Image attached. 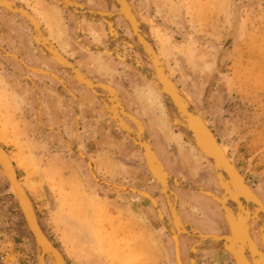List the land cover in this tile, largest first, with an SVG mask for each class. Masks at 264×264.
<instances>
[{"label": "rangeland", "instance_id": "rangeland-1", "mask_svg": "<svg viewBox=\"0 0 264 264\" xmlns=\"http://www.w3.org/2000/svg\"><path fill=\"white\" fill-rule=\"evenodd\" d=\"M76 2L88 8L96 5V0ZM131 2L171 79L199 112L210 94L208 125L219 143L226 147L238 171L245 174L250 188L264 203V0ZM20 3L49 27L50 37L56 38L60 30L63 38L74 39L75 17L72 12L49 0H23ZM55 9L61 11L59 15H53ZM81 21L86 19L82 17ZM91 21L102 24L96 32V46L108 49L105 24ZM118 26L120 35L133 41L126 28ZM27 29L29 31L28 26ZM115 44L151 70L132 50ZM95 57L98 64L108 58L116 77L105 76V79L123 88L130 112L144 123L149 140L152 138L155 142L154 150L159 152L163 161L168 157L174 160L173 164L167 160L168 173L181 182L206 190L213 184L219 191L211 164L175 130L166 110L164 116L145 97L148 91L158 95L157 90L112 56L98 53ZM72 60L77 61L74 54ZM2 74L6 78L0 77V147L8 154L19 182L33 203L41 228L61 253L65 264H176L171 255L170 237L162 231L151 205H144V199L112 194L106 188L93 185L80 160L66 154L58 137L37 128V102L32 97L27 99L25 84L12 83L0 69V76ZM63 78L70 79L65 72ZM78 88L69 90L97 109L95 101L83 90V94L80 93ZM56 91L63 107L55 119L52 117V125L65 134L71 145L76 121L74 104L69 92ZM92 97L95 98L93 94ZM78 108L81 114L76 142L90 159L98 177L148 192L164 206L155 182L147 173L143 157L132 141L116 127L110 116H100L82 104ZM43 125L49 126L48 121L45 120ZM4 181L0 177L2 202L10 214L9 233L23 264H37L34 241L15 200L6 193L9 185ZM172 189L176 195L175 190L182 191L175 186ZM185 192L207 199L196 192ZM180 207L184 217L204 220L198 208L184 202ZM167 215L171 225L168 212ZM220 216L224 223L221 213ZM253 224L252 229L257 232L258 225ZM46 263L52 264L50 260ZM202 264L221 262L209 255L202 259Z\"/></svg>", "mask_w": 264, "mask_h": 264}, {"label": "water", "instance_id": "water-1", "mask_svg": "<svg viewBox=\"0 0 264 264\" xmlns=\"http://www.w3.org/2000/svg\"><path fill=\"white\" fill-rule=\"evenodd\" d=\"M50 1H52L54 3L56 2V0H50ZM124 1L127 2L126 3L127 5L129 3L130 6L128 5V7H131V9H132L131 10L130 8H128L129 16H125V17L128 21V22L126 21L127 24L129 23L128 28H129L132 36H133V38H132L133 41H130L127 38L118 34L116 37L117 39L115 41H113V43L110 42V35L112 32L111 27H112L113 33L115 32V29H114L112 24H111V26H109V23H107V24L105 23L106 28L109 29V31H110L108 49H104V48L99 47V46H88L82 40L81 35H80V16L76 15L72 6L66 7L64 10L71 11L76 16L75 40L82 47V49L84 51H86V52H97L100 54L112 56L113 58L119 60L122 64L127 65L130 68H132L136 72V74H138L143 80L147 81L148 84H154V82L152 80V73L149 70H146V72H147L146 73L145 71H141L139 68H137L133 64V61L131 62L128 59L130 57L132 60L137 61V58L135 56H132L128 52L118 48L115 44V43H118L120 45H124L127 48H129L130 50H132L140 58V61L144 65H146L147 62L144 59L143 54L134 45V42L136 43V41H135V36H136V30L135 29H136V27L135 26H136V24L137 25L141 24L143 31L146 33V35L149 38L148 30L140 22V19L138 18L135 10L133 9V5H132L131 0H124ZM111 4L116 7L114 2H112ZM112 5H110V7H112ZM0 8L1 9H7L10 13L15 14V15H19L20 17L26 19L30 23V26L32 29L33 41L35 42L37 48H39L40 51L43 48V50H45V52H46V55L45 54L44 55L45 56L48 55L47 57L50 56L59 65V67L66 73V75H68L73 80V84H79L77 82L78 81L77 75L80 73L79 70L75 67V65L72 63L71 60H68L63 55H61V53L56 49V47L46 39V32L44 31V29L37 23V21L34 19V17L28 11L25 10L23 5H21L20 3H14V2L12 3V2H9L7 0H0ZM84 17L86 20H96V21H100V22H102V21L105 22L104 20H102L103 19L102 17H99L98 15L97 16L92 15L90 13L84 14ZM115 17H121V15H116ZM139 22H140V24H139ZM42 31H43V33H42ZM136 38H137V36H136ZM149 40H150V38H149ZM150 42H152V40ZM112 47H115L116 49L114 51H112L111 50ZM119 55H120V57H122V59L119 57ZM152 61H154V63L152 62V65L155 68V65H158V64L155 63L154 59ZM160 69H161V75H162L161 78L165 82V85L167 86V90L163 92V90L159 91V89L157 87H156V89L162 95L164 106H165V109H166L167 114L169 116V119H170L171 123L173 124L175 130L182 134L184 140H186L187 143H190V144L196 146L199 150H201L207 156V158H209L213 161V163L215 165V170H216L215 173H216L218 183H219V187H220V193H219L220 197L216 196V194L210 193L205 188H201V187L194 185L192 183H188V182H182L181 183L180 180L177 179L174 175L167 174L164 171L160 162L157 160V158L154 154V151H152L150 146L147 144V145H144V150H145L144 157L146 159V164H147L148 170H149L150 174L154 178H156V182L158 184L166 185V183H167L166 180H168V184H170L169 186H175L179 190H182V191H193V192L202 194L204 196L210 197L212 200H214L216 203H218L219 207L221 208V213L223 214V217L227 223V224L222 223L221 225L224 228H227V234L220 235V236L211 235V234L206 235V234H202V233L197 231L198 233H200L201 235H203L205 237L203 242L199 238H197L193 235L190 236V234H187V233H185L183 236L187 240L191 239L194 242L196 252H198V251H211V252L228 253L229 255H231L233 257V260L237 264L238 263V254H237V252L235 250V246H234V235H235L234 234L235 229L233 228L234 213L230 212L226 207V202H227L226 198L228 195L227 194V188L228 187H226L225 183L227 182V180H226V177L222 173H220L219 168H223L227 178L237 179L239 181L240 185L242 186L243 190L251 192L249 187H248V182L245 179V174L239 173L234 168V166L230 162V160L232 161V159L229 157V155L226 152V147L221 145L225 151V153H224L222 151V149L220 148V143L218 141V138L216 137V135L214 134V132L210 129V127L208 125V110H209V105H210V94L209 93L207 94L206 98L203 101L202 109L199 112L191 104V102L188 100L186 95L183 92L181 93V91H179L178 87L176 86V84H174L173 80L171 79V76H170L168 69L167 68L164 69L163 66H161ZM28 70L31 73L41 74L44 76H48V77L50 76L52 78H55L59 82V84L64 83V80L62 78H60L56 75L54 76V74H52V73H48V72H44V71L41 72V70L33 72V70H31L30 68H28ZM166 72L169 75L170 79L166 75ZM79 75H82V74L80 73ZM156 77H158L157 73H156ZM25 78L30 81V79L28 77H25ZM86 81H90V80L86 79ZM85 83H82L81 85L87 86L88 90L92 94L95 95L97 100L102 105V109L99 110L98 112L108 118L109 115L106 112V111H108V108H107L105 102L101 100L100 96L102 94L99 93L98 91H103V92L106 91L107 92L109 89L108 88L109 85H107L105 83H101V82H92V83L91 82H85ZM32 87H33V91L35 93L36 102H37V113L35 115V124H36L37 128L45 134L58 137V139H59L58 143L63 147V150L66 152V154L69 157H71V156L74 157V159L76 161L80 160L82 165L85 167L86 172L89 176L90 182L97 187L106 188L108 190V192H110L112 194H123V195L129 196V197L134 196V197L142 199L141 196H143V195L139 194L138 191L132 189L131 186L118 185V184H115L113 182H110V181H107V180H104V179L98 177V175L96 174V172L93 169V166L91 164L90 159L83 152V150L78 147L77 142H76V135H77L78 126L80 123V112L78 110L77 102L74 100V95L71 92L68 93L69 96L73 99V102H74V105H73L74 106L73 107L74 112L73 113L76 117V121H75L74 128H73L72 135H71V143L72 144L70 145V142L66 138L65 134L60 129H58L56 126H54V125L44 126L43 125L42 120H41V113H40L41 112V101L39 98V88L35 84H32ZM65 90L68 91L66 89V87H65ZM165 93L168 94L169 96H171V98L174 97L176 99V101L179 103V105L181 106V109H180L181 112L178 115L175 114V112L173 110H171V108H170L171 106L169 105V103L166 102L167 97L165 96ZM172 101H174L173 98H172ZM81 102H83V101H81ZM182 113H184L187 118H184L182 116ZM199 115L205 121V124ZM128 119L130 122H132L134 127L138 128V130H140L139 125L134 120L133 116L128 117ZM125 127L127 130H129V134L127 132H125L126 133L125 136H127L129 138V140L134 142L133 137H132L133 133H134L133 128L131 126H126V125H125ZM148 162H149L150 167L148 165ZM152 164L155 165L156 168L160 170L159 175H157V173H155L156 177H155L154 173L152 172L153 171L152 167H154V166H152ZM0 166L3 168V170L5 172L4 174L7 177V179L9 180V182L12 186V189L14 190V194H13V192L10 191V189L8 188L6 193L8 195H11L13 197V199L15 200L16 205H17V209L24 219L25 227H26V229L28 228L27 229L28 233L31 235L33 241H35L34 244H35L36 251H37V264L39 263V260L41 261V264H45L46 255L50 258L52 256L54 258V260L58 261V264H65L63 256L58 251V249L52 244V242L49 240V238L46 236L45 232L41 228L39 221H38V218H37V215H36V212H35V209H34V206H33V203L31 201V199L29 198L28 194L19 185L15 168L9 162L6 152L1 147H0ZM5 166H7V167L5 168ZM0 177H2V176L0 175ZM161 193H162V196L164 199L165 193L163 192V189L161 190ZM173 197H174V200L177 201V198L175 197V195H173ZM146 198H148V200L150 202H146L145 200L142 199L143 204L146 206H149V203L152 204L151 205L152 211H153L154 215L160 219L159 221L162 225V231L165 232L166 234H168L169 237H172V240H174L175 246H177V238L179 236L174 237L172 230L170 229V227L168 225V220L166 218H164V216H162L159 207L156 206V204L152 201V198L151 199H150V197H146ZM235 202H236V204L239 205V202L237 200H235ZM166 204L168 206L167 202H166ZM168 210H169V207H168ZM262 211L264 213V208H262ZM263 216H264V214H263ZM226 225H227V227H226ZM189 227H191V226H189ZM189 230H192V229L189 228ZM263 230H264V228H263ZM243 233H244V236H243L244 240L248 244L247 250L249 252L250 259L253 262V264H255L254 254H256V252L259 254V250L256 248L254 242L251 240V238L249 236V231H248L247 225H245ZM181 236H182V234H181ZM173 237H174V239H173ZM260 240H261V245L264 247V235L261 232H260ZM39 247L41 249L40 254H39ZM193 256L195 257V259H197L196 254H192L190 252V258H192Z\"/></svg>", "mask_w": 264, "mask_h": 264}, {"label": "bare ground", "instance_id": "bare-ground-1", "mask_svg": "<svg viewBox=\"0 0 264 264\" xmlns=\"http://www.w3.org/2000/svg\"><path fill=\"white\" fill-rule=\"evenodd\" d=\"M9 2H14V3H20L21 1L23 0H18L20 2H16L15 0H7ZM50 1V0H49ZM108 8V11H94V10H91L89 9L88 7L82 5V4H79L78 2H76V0H56V2L59 4H57L55 2V4H57V6L59 8H66V7H69V6H72L73 10L75 11L76 15L80 16V25H81V17H84V14L86 13H90L92 15H98L99 17H102L105 22L104 23H109V26H111V24L113 25L114 29H115V26H114V23L111 21L110 22V17H115L116 15H121V17H118V18H121L127 25V28H128V24H127V19L125 16H129V10L128 8L131 9V7H128V5L126 4L127 2H125L124 0H103ZM52 2V1H50ZM114 2L115 5H116V9H117V13L115 14H111L110 13V5H112L111 3ZM54 3V2H52ZM21 4V3H20ZM130 6V5H129ZM24 7V6H23ZM25 8V7H24ZM1 9V8H0ZM63 9V10H64ZM5 11H7L8 13H10L7 9H4ZM26 11H28L33 17L34 19L37 21V23L42 27L41 23L38 21V19L29 11L25 8ZM132 10V9H131ZM59 12L58 9H55L53 11V15L56 16ZM71 12V11H69ZM131 12V11H130ZM12 14V13H11ZM134 14V13H133ZM15 15V14H13ZM59 15V14H58ZM82 15V16H81ZM19 16V15H17ZM73 16L75 17V22H76V16L73 14ZM135 16V15H134ZM20 17V16H19ZM21 19L25 20L28 24H29V27H30V31H31V38L33 40V37H32V29H31V26H30V23L20 17ZM85 18V17H84ZM107 21V22H106ZM127 21V22H126ZM103 22V21H102ZM140 24V22H139ZM108 27V26H107ZM136 36H135V41L136 43L134 42V45L139 49V51L143 54L144 58H146V62L147 64L151 67V70H149L151 73H152V80L154 82V84H151L155 89L156 87L159 89V91H166L167 90V86L165 85V82L163 81V79L161 78V66H163L164 69H166V66L164 65L163 61L161 60L159 54L157 53L156 51V48L155 46L153 45L151 41V39L149 40L148 36L146 35V33L143 31V28L140 25H137L136 24ZM43 28V27H42ZM44 29V28H43ZM129 30V28H128ZM45 31V30H44ZM111 35H110V31L108 29V33L111 37V41H115L117 38V33H116V30L115 32L113 33V30H112V27H111ZM46 32V31H45ZM130 32V30H129ZM43 33V31H42ZM131 34V32H130ZM58 37L61 41V46H59L60 48L56 47L50 40L49 38L46 36V39L51 42L55 47L56 49L61 53V55H63L66 59H68L65 55L67 54H70V50L68 48V44L66 43V40L62 37V33L60 32V30H58ZM56 35V36H57ZM132 36V34H131ZM133 38V36H132ZM58 39V38H57ZM58 39V41H59ZM34 42V41H33ZM35 44V42H34ZM36 46V44H35ZM37 48V46H36ZM113 50H115L116 48L115 47H112ZM41 49V48H40ZM37 50L43 55L45 56L46 55V52L45 50H43V48L41 49V51L39 50V48H37ZM108 52V51H107ZM155 52V53H154ZM45 54V55H44ZM65 54V55H64ZM0 55L1 56H7V57H11L13 58L14 60H16L24 69H26L28 72V68H30L31 70H33V72H36L38 70H41L44 71V72H48V73H51L49 71H46V70H43V69H40V68H32V67H29L27 66L24 61L19 58L18 56L14 55V54H11V53H8V52H5L2 50L1 46H0ZM48 56V55H47ZM45 56V57H47ZM120 57V56H119ZM49 58L56 66L59 67V65L49 56L47 57ZM122 59V57H120ZM155 60V63L158 64V65H155V68L154 66L152 65V62L154 63V61H152L153 59ZM124 59V58H123ZM129 61H133V64L139 68L141 71H145L148 70L146 68H144L140 63L139 61H135V60H132L130 57L128 58ZM69 60V59H68ZM73 63V62H72ZM160 64V65H159ZM75 67L79 70V72L82 74V75H77V82L79 84H76L78 86H81L83 88H85L86 90H88L87 86H84V85H81L82 83H85V82H96L94 80H92L86 73L82 72L76 65ZM60 68V67H59ZM166 71V70H165ZM31 73V72H30ZM156 73L158 75V77H156ZM32 74H36V73H32ZM54 74V73H52ZM38 75H41V74H38ZM56 74H54L55 76ZM66 75V73H65ZM166 75L168 76V78L170 79L169 75L167 74L166 72ZM41 76H44V75H41ZM57 76V75H56ZM68 76V75H66ZM81 76V77H80ZM27 77V76H26ZM48 77V76H46ZM50 77V76H49ZM59 77V76H58ZM69 77V76H68ZM52 78V77H50ZM70 78V77H69ZM54 80H56L55 78H52ZM71 79V78H70ZM86 79L90 80V81H86ZM57 81V80H56ZM103 83V82H101ZM86 84V83H85ZM107 84V83H105ZM175 84V83H174ZM64 88L66 87V89L68 91H65L66 92H71L69 90V86L67 84L66 81H64L63 84H61ZM109 85V84H107ZM177 86V85H176ZM178 87V86H177ZM108 91L106 92H103L101 93L102 95L100 96L101 100L105 102L107 108H108V111L107 114L110 116V118L113 120L114 124L116 125V127L118 129H120L122 131V133L125 135L127 132L129 134V130L126 129L125 125L126 126H131L134 130V133H133V140L134 142H132L136 148L139 150V152L141 153V156L143 157V161H144V165H145V168L147 170V173L149 175V177L155 182L156 186H157V189L160 193V196L162 197L163 199V196H162V193H161V190L163 189V192L165 193V197L163 199L164 201V204H165V207H166V210L169 214V218H170V222H171V225L168 223L170 229L172 230V233L174 235V237L176 236H179L177 238V246H175V243H174V240H172V237L171 240L173 241V244H174V260H175V263L176 264H183L181 258H180V253H179V239L180 237H182L185 233L187 234H190V236H195L197 238H199L202 242L204 241L205 237L203 235H201L200 233L202 234H206V235H209L208 233H204L202 231H200L199 229L197 228H194L192 227L191 225L189 224H185L183 221H182V218L180 216V213L178 211V197L176 195V193L173 191L172 189V186H169L170 184H168V180L166 185H162V184H158L156 182V178H154L149 170H148V167H147V164H146V159L144 157V154H145V150H144V145H149L150 148L152 149V151H154V154L157 158V160L160 162V164L162 165L164 171L168 173V171L166 170L164 164L162 163V161L159 159V157L157 156L155 150H154V147L152 146L148 136H147V133H146V128H145V125L144 123L138 118L136 117L135 115L131 114L125 107L124 105V101L122 100L119 92L111 85H109L108 87ZM179 91H181V89L178 87ZM157 90V89H156ZM89 91V90H88ZM159 91L157 90L158 92V95H160V97L151 92V91H148V93L146 94V98L149 99L150 101H152V103L154 104V106L165 116V106L163 105L164 102L163 99H162V95L159 93ZM90 92V91H89ZM99 92V91H98ZM91 93V92H90ZM100 93V92H99ZM182 93V91H181ZM92 94V93H91ZM94 95V94H93ZM95 96V95H94ZM165 96L167 97V103H169V105L171 106V110H173L175 112V114H179L181 112V106L179 105V103L176 101V99L174 97L172 101V98L171 96H169L168 94L165 93ZM165 97V98H166ZM96 98V97H95ZM97 99V98H96ZM74 100L76 102H78V98L76 96H74ZM179 110V111H178ZM167 112V111H166ZM168 115V114H167ZM133 116L134 117V120L137 122V124L139 125V128L140 130H138V128L134 127V125L132 124V122L129 121L128 117H131ZM182 116L184 118H187L186 115L184 113H182ZM200 116V115H199ZM169 117V116H168ZM200 118L202 119V117L200 116ZM202 121L204 122L205 124V121L202 119ZM171 122V121H170ZM132 124V125H131ZM173 125V124H172ZM174 127V126H173ZM142 131V132H141ZM181 134V133H180ZM179 134V135H180ZM182 135V134H181ZM180 135V136H181ZM127 137V136H126ZM128 138V137H127ZM192 145V144H191ZM193 147H195L198 152L201 154V156H203L212 166V170H213V175H214V178H215V181H216V184L218 186V192L220 193V187H219V183H218V179H217V176H216V173H215V165L213 163V161L209 158H207V156L201 151L199 150L196 146L192 145ZM220 148L222 149V151L225 153L224 149L222 148L221 144H220ZM4 150V149H3ZM5 151V150H4ZM138 152V153H139ZM7 154V153H6ZM7 157H8V160L9 162L12 164L8 154H7ZM231 164L234 166V168L238 171V169L236 168V166L234 165V163L230 160ZM151 163V162H150ZM153 163V162H152ZM13 165V164H12ZM148 165H149V162H148ZM221 165V164H220ZM152 167L153 168V173L155 175V173H157V175H159L160 173V170L156 168L155 165L152 164ZM222 166V165H221ZM7 166H5L6 168ZM14 167V166H13ZM150 167V165H149ZM220 169V173H222L225 177H226V180L227 182L225 183L226 187L227 188V202H226V207L227 209L230 211V212H233L234 213V216H233V228L235 229V235H234V246H235V250L238 254V263L237 264H253V262L251 261L250 259V256H249V252H248V244L246 243V241L244 240V228H245V225L248 226V231H249V236L251 238V240L254 242L256 248L259 250V254L256 252V254H254V262L255 264H264V247L261 245V240H260V232L263 233L264 235V216H263V211H262V208H264V203L262 202V200L260 199V197L250 188V186L248 185L249 189L251 192H248V191H245L243 190L242 186L240 185L239 181L235 178H232V179H229L227 178L223 168H219ZM218 171V170H217ZM239 172V171H238ZM4 170L3 168L0 166V175L7 181L8 183V187L10 188V191L13 192L14 194V190L12 189V186L9 182V180L7 179V177L5 176L4 174ZM240 173V172H239ZM171 175V174H169ZM241 175V174H240ZM242 176V175H241ZM156 177V175H155ZM243 177V176H242ZM18 179V178H17ZM181 182V181H180ZM18 183L19 185L22 187L21 183L19 182L18 180ZM160 183V182H159ZM182 183V182H181ZM161 185V186H160ZM23 188V187H22ZM24 189V188H23ZM136 191L139 192V194L143 195L141 196L142 199H144L146 202H150L148 200V198L146 197H150V199L152 198V201L156 204V206L159 207L156 199L151 195L149 194L148 192H145V191H142V190H138V189H135V188H132ZM25 191V189H24ZM208 191V190H207ZM26 192V191H25ZM193 192V191H192ZM210 193H212L211 191H209ZM173 193V194H172ZM218 193V194H219ZM214 194V193H213ZM173 195H175V197L177 198V201L174 200V197ZM202 195V194H201ZM145 196V197H144ZM204 196V195H203ZM218 197H220V194L219 195H216ZM207 197V196H206ZM209 199H211L210 197H207ZM172 199V200H171ZM212 200V199H211ZM234 200V201H233ZM235 200H237L239 202V205L236 204ZM151 201V202H152ZM216 205L217 207L219 208V211L221 213V208L219 207L218 203H216L214 200H212ZM152 202V203H153ZM166 202L168 203V206L166 204ZM150 205H152L151 203H149ZM152 207V206H151ZM168 207H169V210H168ZM160 209V207H159ZM232 210V211H231ZM160 212L162 214V216H164V214L162 213L161 209H160ZM222 217H223V214L221 213ZM158 218V217H157ZM164 218H166L164 216ZM159 219V218H158ZM160 220V219H159ZM168 220V219H167ZM223 220H224V223H226L224 217H223ZM253 223H256L258 225V239H259V242H260V246L258 245V243L256 242V240H254V238L252 237V234H251V230H252V227H254V224ZM191 226V227H189ZM227 227V225H226ZM189 228H191L192 230H189ZM256 228V227H255ZM28 229V228H27ZM187 229V230H186ZM227 229V228H226ZM200 233H198V232ZM182 234V236H181ZM211 235H217V236H220L219 234H211ZM224 235V234H223ZM173 237V239H174ZM35 242V241H34ZM257 250V251H258ZM192 254H196V249H195V246L192 247L191 251H190ZM41 253V249L39 247V254ZM228 254V253H226ZM229 255V254H228ZM233 261V264H236L235 261L233 260V257L231 255H229ZM194 256L191 258L190 260V264H196L195 261H194ZM40 259V258H39ZM46 260H50V262L52 264H58V261L54 260V258L51 256L48 257L46 255L45 257V264L46 263ZM38 264H41V261L39 260V263Z\"/></svg>", "mask_w": 264, "mask_h": 264}, {"label": "crops", "instance_id": "crops-1", "mask_svg": "<svg viewBox=\"0 0 264 264\" xmlns=\"http://www.w3.org/2000/svg\"><path fill=\"white\" fill-rule=\"evenodd\" d=\"M17 19L18 18H16V16H12L6 12L0 11V45L4 48L5 52L7 51L8 53L18 56L29 67L40 68L49 71L51 73H54L57 76H60L62 79H67V78H63L64 72L61 70V68L56 66L49 58L43 56L37 50L30 36V32L27 29V26L19 22ZM38 21L41 23L42 27L46 31V36L49 38V40L56 47L60 48L59 46H61V41L58 35L56 36V38L50 37L48 31L49 27L46 24H44L40 19H38ZM101 25L91 20H86L85 22L81 21V30H80L81 38L88 46H96L98 44L95 36H97L96 32H98L101 29ZM104 28L107 32L106 26ZM57 38L59 39V41ZM70 38L68 39L64 38L70 50V54L67 55L64 54V55L69 60H71L73 64L76 65L82 72L86 73L92 80L100 81L110 85V82L105 79V76L108 77H116V76L114 72L111 70L112 65L108 61V58L106 57V59L102 60L101 63L98 64L97 63L98 60L95 57V55L98 54L97 52L84 51L81 46H78L79 44L75 40V35H74V39L72 38L70 39ZM107 41L108 38H106V43ZM74 44H76V47L74 46ZM72 54H74L77 61L72 60ZM43 57H45L47 60ZM0 69H2V71L3 70L5 71L7 80H10L12 83L15 84H19V83L25 84L24 93L26 94L28 93L27 99L32 97V99L36 102V97L33 91L32 84H35L39 88V98L42 105L41 119L43 120L44 124L46 120L48 121V125H52V121H53L52 117H54L55 119V116L60 114L61 107H63V103L61 102L60 97L56 93L58 92L56 90L59 89L62 90L57 85L59 83L52 78L41 75H35L28 72L16 60L12 58H7V56L0 55ZM26 76L30 79V81L25 78ZM0 77L6 78L4 77L3 74ZM83 89L86 91L89 97L92 98L91 97L92 94H90L85 88ZM79 92L82 93V91ZM95 103L97 104V109L88 106V104L84 101L79 104H82L83 106L86 107V109H89L91 112L106 117L98 112L99 110L102 109L98 105L100 103L97 100H95ZM79 112L81 114L80 109Z\"/></svg>", "mask_w": 264, "mask_h": 264}, {"label": "flooded vegetation", "instance_id": "flooded-vegetation-1", "mask_svg": "<svg viewBox=\"0 0 264 264\" xmlns=\"http://www.w3.org/2000/svg\"><path fill=\"white\" fill-rule=\"evenodd\" d=\"M113 7H114L113 5H112V7H110V13L112 15L115 14V13H117V9L115 7H114L115 8L114 9ZM89 9L94 10V11H101V12L108 11V8H107L105 2L102 1V0H96V5H94L92 8H89ZM0 11H3V12L8 13L4 9H0ZM8 14H10L12 16H17V15H13L11 13H8ZM17 17H19V16H17ZM81 19H82V17H81ZM21 20L24 21L25 24L29 28V24L25 20H23V19H21ZM111 21L114 23L115 30H116V33L117 34H120L119 33V30L120 29H119V26H118L120 24L124 28H126L128 34H129V36H128L129 39H132V36L130 35V33H129L128 29H127V26L124 24V22L120 18L113 17L112 16V17H110V22ZM102 23H104V22H102ZM105 26H106V24H105ZM75 29H76V27H75ZM29 32H30V28H29ZM107 35L109 36L108 29H107ZM30 36H31V32H30ZM110 42H112L111 41V37H110ZM1 48H2L3 51H5L2 46H1ZM112 51H113V49H112ZM7 58H11V57H7ZM43 58H45V57H43ZM64 80L67 82V84H68L69 88L71 89V91H72V89H75V88H78L79 87L78 89H80L81 91L83 90L85 92V94L87 96H89L86 93V91L83 88H81L80 86L74 87L75 85L73 84V80H70L68 78L67 79H64ZM96 82H100V81H96ZM110 85L113 86L119 92L122 100L124 101V105H125L126 109L130 112L129 105H128V102L126 101V95H125V93L123 91V88L120 87L119 85H115L113 83H110ZM58 86L64 92H66L60 85H58ZM99 92L100 93H103L101 91H99ZM92 99L94 101L97 100L96 98H93V97H92ZM81 101H82V99L78 98L77 104H79ZM72 103L74 104L73 99H72ZM98 105H99L100 108H102V106L100 104H98ZM149 132L153 133L152 131H149ZM151 133H150V136H152ZM150 142H151L152 146L154 147V144L153 143H155V142H153V139L152 138H150ZM154 149H155V147H154ZM155 152H156V150H155ZM158 153L156 152L157 156L162 161V163L164 164V166H165L166 169L168 168L167 167V165H168L167 160L169 161V163L173 164L174 160L172 158L170 159L168 157L167 160L163 161V158L160 157L158 155ZM1 180L4 181V179L2 177H1ZM198 183L200 184V182H198ZM213 186L214 185L212 184V186L210 188H207V189L209 191H211L212 193H214L216 195H219L218 194L219 192ZM204 187H205V185H204ZM175 191H177V194H178L177 197H179V202H178V204H179V210H180L179 213H180V216L182 218V221L185 224H189L192 227H195V228H197V229H199V230H201V231H203L205 233H208V234H219V235L227 234V229H224L221 226L222 218L220 216V213H219L217 207L208 198L206 199V198L201 197L199 195L196 196L194 194H190V193L185 192V191H178V190H175ZM153 197L156 199L157 203L161 207V211L164 213L165 217L168 219V215H167L166 209L164 208L165 204L163 206L161 200L159 201L156 196H153ZM182 202L188 204L189 206H192L193 208H198L202 212V214L204 216V220H195V219H192V218L184 217V214L181 212V207H180V205H181ZM251 234H252V237L254 238V240H256V242L260 246L259 241H258L257 232L255 231V229H252L251 230ZM169 240H170V247H171V255H173L172 259H174V248H173L174 246H173V241L171 240V238ZM193 246H194V242H192L191 240H187L184 236L180 237V239H179V253H180V258H181L183 264H190V260H191V258H190V251H191V249H192ZM172 248H173V251H172ZM209 255H213L214 258L218 259L221 262V264H233L232 259L226 253H224V252L198 251V252H196V258L197 259L194 258V261H195L196 264H202V259L205 256H209ZM173 262H175V260Z\"/></svg>", "mask_w": 264, "mask_h": 264}, {"label": "built area", "instance_id": "built-area-1", "mask_svg": "<svg viewBox=\"0 0 264 264\" xmlns=\"http://www.w3.org/2000/svg\"><path fill=\"white\" fill-rule=\"evenodd\" d=\"M9 216L0 194V264H23L17 253L16 243L8 230Z\"/></svg>", "mask_w": 264, "mask_h": 264}]
</instances>
